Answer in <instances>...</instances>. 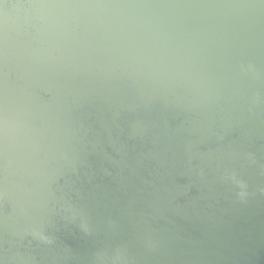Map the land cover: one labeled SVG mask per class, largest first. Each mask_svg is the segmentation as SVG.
Masks as SVG:
<instances>
[{
    "label": "water",
    "instance_id": "water-1",
    "mask_svg": "<svg viewBox=\"0 0 264 264\" xmlns=\"http://www.w3.org/2000/svg\"><path fill=\"white\" fill-rule=\"evenodd\" d=\"M0 264H264V0H0Z\"/></svg>",
    "mask_w": 264,
    "mask_h": 264
}]
</instances>
